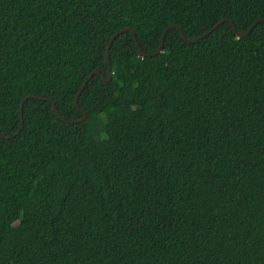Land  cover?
<instances>
[{
	"label": "trees",
	"instance_id": "1",
	"mask_svg": "<svg viewBox=\"0 0 264 264\" xmlns=\"http://www.w3.org/2000/svg\"><path fill=\"white\" fill-rule=\"evenodd\" d=\"M0 264H264V0H0Z\"/></svg>",
	"mask_w": 264,
	"mask_h": 264
},
{
	"label": "water",
	"instance_id": "2",
	"mask_svg": "<svg viewBox=\"0 0 264 264\" xmlns=\"http://www.w3.org/2000/svg\"><path fill=\"white\" fill-rule=\"evenodd\" d=\"M259 20H256L251 26H250V28H248V30L245 32V33H247V32H249L251 29H252V27L255 25V24H257V22H258ZM222 21H220V22H218L217 24H215L214 26H213V28H215L219 23H221ZM178 28H179V26H177ZM168 28L169 27H166L165 29H164V32H163V34H162V38H161V41H160V44H159V47L156 49V51L155 52H158V51H160L161 50V46H162V43H163V41H164V35H165V33H166V31L168 30ZM213 28H211L210 30H208L207 32H205V35L209 32V31H211ZM129 31H131L132 32V34H133V38H134V40L136 41V35H135V32H134V30L132 29V28H127ZM179 30H180V32H181V34H182V36L186 39V40H188V41H193L194 39H187L185 36H184V34H183V32L181 31V29L179 28ZM119 34V32H116L114 35H112L111 36V38H110V40H109V44H108V46H107V58H109V45H110V42L117 36ZM139 51L141 52V49L139 48ZM142 54H144V53H142ZM94 74H100L99 73V71L98 70H93L90 74H89V76H88V78L83 82V84L80 86V88H79V91L77 92V94L75 95V98H74V100H75V103H76V106H78V104H77V96H78V94L80 93V91L83 89V87H84V85L87 83V81L94 75ZM109 75H110V73H109ZM102 78L103 79H105L103 76H102ZM109 79V78H108ZM53 103V109H54V112L60 117V118H62L61 117V115L59 114V112L57 111V109H56V107H55V104H54V102H52ZM79 107V106H78ZM21 110H20V114H21V116H22V104H21ZM83 118H85V113L83 114ZM22 123H23V120H21V126H22ZM4 136V135H3ZM5 138H9L10 136H4Z\"/></svg>",
	"mask_w": 264,
	"mask_h": 264
}]
</instances>
